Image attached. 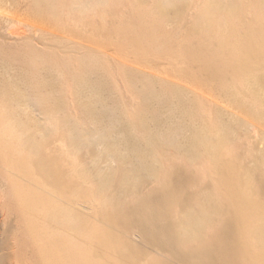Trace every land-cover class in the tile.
Listing matches in <instances>:
<instances>
[{
    "label": "bare ground",
    "instance_id": "obj_1",
    "mask_svg": "<svg viewBox=\"0 0 264 264\" xmlns=\"http://www.w3.org/2000/svg\"><path fill=\"white\" fill-rule=\"evenodd\" d=\"M48 1L33 0L32 3H34L35 14L40 18L47 17L50 21L54 18H51L50 14L52 15L55 9L57 7L60 9L62 5L59 7L60 4L58 3L59 6L52 8V4L49 5L50 2L48 3ZM109 1L80 0L79 3L80 6L85 5V7L90 6V8L91 6L92 8L100 6L101 8L110 3ZM256 3L260 8V15H257L262 18L261 20L256 19L257 23H252L250 29L240 28L238 26L239 20L236 22V17L241 13L239 11H242V9L238 11L241 6L238 0H208L205 4L203 3L204 6L199 12L202 20L205 17L209 18L210 22L207 23L209 30L213 23L218 26L219 35L216 44L229 53L234 54L231 60L226 61L231 69L232 77L237 78L238 70L243 73V69L250 68L248 72L247 69L245 70L244 78L241 77L243 78V87H237L234 84L226 86L224 82H221L223 84L222 93L229 96L228 99L234 108L245 112L254 121L259 120L262 122L264 121V0H257ZM182 4L177 3L175 5L171 0H161L155 6L156 12L153 11L152 15H149L150 28L154 31L159 27V23L162 20L168 19L171 23V21L178 18L177 15L183 7ZM85 7L81 11L84 12ZM237 12H239V15L237 14L236 16ZM60 13L57 14L60 15ZM95 14L98 13L96 12ZM59 18L61 19V17ZM199 21L201 23V19L197 20L198 23ZM172 24H174V21ZM136 25H139V23ZM125 28L127 29V27ZM198 28L200 27L198 26ZM193 30H190V34ZM129 34L132 38L131 35L133 33L129 32ZM134 34L133 39L136 40V44L138 46L142 45L140 49L155 47L157 42L160 41L162 42L161 49L163 50V48L167 49L169 42H171L169 36L158 32L152 33V36L148 35L147 38L144 37L143 41L141 37L144 34L141 31L137 34L134 32ZM154 37L156 38L152 40ZM155 48L160 50V47ZM194 48H197V46L191 47L189 54L195 55L198 52V55L203 56L201 51ZM34 51L23 61L28 72L24 71L26 73L23 75H20V73L19 75L14 74L13 76L11 75L12 77L9 76V78L4 77L2 74L5 69H7V72L9 71L7 66L13 62L17 54L0 53H4L0 55V111L3 110L5 112L3 118H5L4 122L6 123L0 122V132L6 133L5 138L0 136V162L11 170L17 178L11 180L8 194H11V197L13 196L26 217L27 238L34 245V251L40 264H264V199L257 191L254 178L244 176L243 172H241L242 170L240 171L234 163L232 156H229V154L232 155V151L229 152L225 144L229 140L232 141L233 138H230V135L233 132L227 122L223 120V122L220 121L221 123L217 122L215 124L202 122L204 119H199L198 117L200 105L197 98L186 99L182 95L184 93L169 91L170 88H168L167 92L165 91L164 95H161L158 92L149 91V88L147 89L149 83L147 82L148 85L146 86L145 83L146 88L143 90L146 96L145 100L148 99L147 102L149 100L151 102L156 101L152 99H157L158 105L156 102L154 103L157 105H155L156 108H151L153 111L147 108L144 114H140V117L137 116V121H131L132 119L127 120L128 122L126 123L121 121V125L117 123L120 119L114 118L119 112L114 113L111 123L115 122L122 126V129L120 128L119 130L123 140L116 138V141H108L109 138H106V136L108 137L110 128L107 127V134L105 132L102 136L103 143L101 145L96 144L100 145V147L98 146L99 148H97L96 146L93 150H86L89 155L93 154V151H97V154L91 155L94 162L98 163L99 161L102 162L101 160H105L115 162L117 166L101 171V169L95 167L96 165L91 170V168L87 169L81 163L76 174L86 186L90 182L94 186L93 191L92 189L88 190L89 187L81 190L79 186H70L57 162L48 165V158L42 153L43 145L41 146V143H37L35 137H33L35 133L33 128L35 127H32L29 122L25 121L26 119L23 120L17 114V109L22 106L30 108L28 100L35 98L34 101L33 99L31 100L35 102L33 103L34 106L37 109L39 108V111L40 109L47 111L48 117L52 119L48 118L52 127L56 123L54 116L56 111H54V108L57 110V106L60 103V101L59 103L57 101L60 100L58 95L61 94V89L59 92L57 85L59 83L60 85L61 83L65 84V80L67 81L66 78L65 80H60V74L64 75L63 70L65 71V69L60 67L58 69L51 61L50 63L53 66H46V70L44 72L41 71L42 73H56L57 77L52 78L51 81L53 83H50L51 81H47L50 79L48 77V79H45L38 71L39 68L41 70L45 69L43 67L45 62L43 66L40 63L43 64L42 62L47 60H45L44 55ZM229 53L227 56H230ZM139 54L141 53L139 52ZM92 56L94 55H89L82 62H86V67L89 64H98V58ZM195 59L197 60V58ZM200 59L202 61V58ZM198 61L201 63L199 58ZM2 65L3 67H1ZM78 67H82V65L77 66V70H80L81 68L78 69ZM68 68L66 69L68 70ZM89 68H85L87 75H89L87 73ZM67 70L64 73H69L71 69L68 72ZM74 70L76 75L70 77L71 79L74 78L75 81L74 91L76 94L73 92V95L75 94L78 97L80 89H84L82 91L86 93L90 90L91 94H95L99 87L93 89L94 86H88L90 84L87 83V80L86 83L89 88L84 85V82V86L80 83L81 80L85 79V76L83 77L85 74L82 72L84 69L79 71V73L82 72L80 74H77L76 69ZM206 76L208 77L207 81L209 79L213 81L214 77L211 75V71H208ZM216 79L221 80L218 77ZM57 80L60 82L58 83ZM104 81L98 80L101 84H97L102 86V83H104L107 85L106 81ZM196 81L199 80L196 79ZM164 88L166 87L163 86ZM41 89H45V91ZM63 90L65 91V89ZM99 90L101 91L102 89L100 88ZM51 91H53L52 98H54V93L55 97H57L53 103L51 102L52 100H49ZM56 93H58L57 96ZM101 94H97V97ZM63 96L61 97L63 98ZM95 96L91 95V98L94 99ZM87 98L89 99V97ZM89 100L86 101L89 102ZM48 101L51 103L48 104ZM115 105L117 104L114 103L113 106ZM60 106L59 111L57 110L56 112L57 115L65 105L61 109ZM66 107L64 108L65 110H67ZM93 107L95 106L93 105ZM84 108L88 109L96 123L102 120L101 118V120H98L99 117L94 113L96 109L93 108L94 110L92 111L90 103H87ZM101 108L104 110L105 107L101 106ZM108 108L107 110H109ZM160 108L165 112H170L167 116L170 121L174 118V115H171L174 112L181 115V119H177L178 122L173 123V127H166L163 131L158 130V128L156 130L153 129L156 126L148 129L145 124L149 120L150 113L156 114ZM113 109L111 110L113 111ZM61 112L62 114L64 113L63 111ZM86 116H89V114ZM156 118V115L151 118L154 125L158 121ZM57 119L59 120V117ZM59 121L61 122V119ZM64 121L66 119H63ZM101 122L98 123L100 125L96 124V126L100 127ZM92 123L91 126H93ZM240 125L242 126L243 124L240 123ZM105 128L101 127V130L97 132L99 136H101L100 134L103 130L105 131ZM76 136H74L75 138H70L71 140L69 141L66 140V142H69L68 145L70 148L72 147V150L74 149L75 152H78L83 147L79 140H76ZM125 139L131 140V143L128 144ZM120 145L124 149L122 153L117 150ZM164 146L173 148L174 152L170 151L168 153L166 151L168 148L165 149L166 147L164 148ZM167 154H174V158L177 157L180 162L183 161L184 166H182L187 168V171L180 170L176 172L175 170L173 172L171 169L173 177H170L171 172L165 166V161L168 160L167 157L169 158ZM197 160H203V162L201 161L202 163H209V167L212 166V168L210 167L212 169L210 175L214 177V181L211 180L210 188H201L200 193H197L194 197L193 195L184 194L183 191L194 181V172L192 173V170L197 165ZM263 162L264 154H262L258 163L263 165ZM148 181H155L158 185L152 193L145 195L144 189H141L140 186L142 187ZM256 182L259 183V186L262 183L257 180ZM139 188L144 191V195L140 196L142 193H139L138 197H135ZM81 195H84V202L90 205V207L84 206L87 212L91 206L92 208L94 207L90 204V201L92 203L93 200L99 201L97 203L99 208L97 207L94 213L97 217V220H95V222H98L97 224L90 220L88 213L87 215L76 209L75 205L84 200L79 199ZM132 197L133 199H131ZM93 204L96 205L95 203ZM94 214L93 217L95 218ZM132 232L139 238L141 245L134 244L128 240L130 239L128 236ZM147 247L156 249L162 256L160 253H158V256L154 253L156 257L151 254L153 258L147 257L149 254L146 255L147 251L146 249L144 250Z\"/></svg>",
    "mask_w": 264,
    "mask_h": 264
},
{
    "label": "rangeland",
    "instance_id": "obj_2",
    "mask_svg": "<svg viewBox=\"0 0 264 264\" xmlns=\"http://www.w3.org/2000/svg\"><path fill=\"white\" fill-rule=\"evenodd\" d=\"M32 1L33 0L0 1V53L5 52L17 54L15 55L16 58L13 60V62L10 63L9 66H7V68L9 67V73L7 72V69H5L6 71L4 70V73L2 75L6 78H9V76L12 77L14 74L19 75L20 73V75H23L24 73H26L24 71H27L28 69L26 65H24L23 61L34 50L38 51L41 55H44L45 60H47L43 61V64L40 63V65L43 66L45 62V65L43 66L45 67V69L41 70V68H39L38 70L41 76L43 75L45 79H50L47 81L50 82L52 78L57 77L55 72H41H44L46 70V66H53L50 63L51 61L54 66H57V68L60 67L61 69H65V71L63 70L64 75H62V73L60 74V80H65L66 78L67 81L65 80V84L61 83L60 85V81H58V79L57 81L59 84L57 83V88L59 87V92L61 89V94L63 93L64 96L61 94L60 95L63 96L64 100L66 101H64L63 98L58 95V93H56V96L58 95L60 98V100H57L58 103L60 101L59 105L57 106V110L59 109L60 105V109L65 105L61 111L64 112V108L66 106L67 110H65L63 114L61 111L58 112V115L61 114L60 116H58L56 113L57 110H55L56 108H54V111H56L54 112L56 123L53 125L55 127L51 126L52 124L49 120L51 118L48 117L46 113L47 111L42 109H40L39 111V108L37 109V107L34 106L33 103L35 102L33 101L35 98H31L30 100H28L30 104L27 102L30 108L22 106L20 107V109H17V114L18 116H21L23 120L26 119L25 121L29 122L32 127H35L33 128L35 130L33 137H35V141L37 143H41V146L43 145L42 153L48 158V165L57 162L59 164L57 165L62 169L67 182L69 181L68 184L70 186H79L81 190H85L89 187L88 190L92 189L93 191L94 186H92L90 182H88L86 186V184H84L76 174L79 166H81V163L87 169L91 168V170L96 165L95 167H98L99 169H101V171L106 170V168H115L117 166L115 162H108L105 160H101L102 162L99 161L98 163L94 162L92 159L93 156L91 155L97 154V151H93V154L89 155L87 154L88 152L86 150H93L96 148V146L97 148L100 147V145L103 143V134L105 132V134H107V127L110 128L108 137L106 136V138H109L108 141H116L119 138L123 140L121 131L119 130L122 127L120 126L121 121L122 123H126L128 122L127 120L130 119H132L131 121H137V116L140 117V114H144L147 108L151 111H153V109L151 108H156V106L158 105L156 102L157 99H152L156 101L151 102L150 100L147 102L148 99L145 100L146 96L144 95L143 90L146 88L145 83L146 86L149 83L147 89L149 88V91H155L160 93L161 95H164V93L167 92L168 88H170L169 91H177L181 94L184 93L182 95H184L186 99L197 98L200 105V112H198V117L199 119H204L202 120V122L215 124L217 122L221 123L224 121L227 122L229 126H231L233 133H230V138L233 139L232 141L229 140L225 144V147H228L229 152L232 151V155L229 154V156H232V159H234V163L240 171L242 170L241 172H243L244 176H246L247 178H254V181L257 185V191L264 199V164L259 165L258 163L262 154H264V121H254L245 112L234 108L228 99L229 96H226L224 93H222L223 84H221V82H224V85L226 86H232L234 84V86L237 85V87H243L242 82L244 74L246 73L245 70L247 69L248 72L250 71V68L243 69V73L238 70L237 78L232 77V74L230 73L231 69L227 65L228 62L226 63V61L231 60L234 57V54L229 53L228 51L222 49L218 44H216L219 35L218 26L213 23L211 29L209 30V26L207 24L210 22L209 18L204 16L206 19L204 18V20H202V18L200 17V12L203 8L202 6H204L205 2H208V0H171L175 3V5L177 3H183L182 9L177 15L178 18L173 20L174 24H172L173 21H171L170 23V20L168 19L162 20V22L159 23V27L154 31L149 26V15H152L153 11L156 12L155 6L159 4L161 0H110V3H108L109 5L106 4L101 8L100 6L93 8L91 6V8L95 12L90 8V6H80V0H62V2L61 0H59V2L58 0H49L48 3L50 2L49 5L52 4V8H54V6L56 8L57 5L59 6V4V7H61L62 5L60 9L58 7L57 9H55L56 12L54 11V15L50 14V16H52L51 18L54 17L53 19L50 18V21L47 17L40 18L35 14L34 3H32ZM138 1L141 3L139 4ZM238 1L241 4L238 11L241 9L242 11H239L241 12L240 15L239 12L236 13V16L237 14L239 15L238 17H236V22H238L237 20H239L238 26L240 28L250 29L252 23H257L256 19L261 20L262 18L261 16H259L260 8L256 3L257 0ZM84 7L87 10L85 9L83 12L81 10L84 9ZM3 8L4 10H2ZM96 12L98 14H95ZM57 13H60V15ZM59 17H61V19ZM198 19H201V23L200 21L199 23L197 22ZM138 23L139 25H136ZM197 25L200 28H198ZM125 27H127V29L129 28L128 31L131 34L133 33L131 35L132 38L130 37V34L128 35L129 32ZM136 30L138 32L141 31L142 34H144V36L142 35L143 37H141L142 41L144 37L147 38L148 35L152 36V33L158 32L169 36V40H171V42H169L170 44L169 46H167L168 48H163V50L161 49L162 42L160 41H158L155 45V47H160V50L158 48H155L154 46L151 48L146 47V49H140V46L142 45L138 46L136 44V40L133 39V35H135L134 32H136V34L138 33ZM190 30H193L191 31V34ZM240 30L242 31V29ZM155 38L156 37L152 38V40H154ZM131 42L133 43V45ZM195 46H197V48L194 49H198L199 51H201V53H203V56H200V54L198 55V52L196 53L197 56H195L196 54H189L191 47ZM139 52L141 54H139ZM186 53H188L189 55ZM228 53L230 56H227ZM89 55H94L92 57L98 58V64L100 65V68L98 64H89V66L87 63L88 67H86V62L82 63L84 59H87L86 57H88ZM194 57L197 58V60ZM198 58L200 61V58H202L201 63L198 61ZM53 61L57 64H55ZM78 62H80L81 64ZM81 65L85 70L84 72L82 67H78V69L81 68L80 70H83L82 72L85 74L83 75V77L85 76V79H80V83H82V86H87L88 84H90L88 86H94L93 89H95L96 87L99 88L95 92V94H91L90 90H86L87 88H89L87 86L85 90L88 92L86 93L85 91H82L84 89H80V93L78 92L77 97V95H75L76 92L74 91V78L71 79L70 77L76 75V71L74 69L77 70V66ZM1 67H3V65ZM66 68H68V70L71 69L69 70V73H64L67 70ZM85 68H89V70L87 69V73L89 75L86 74ZM92 69L94 72L91 71ZM80 70H77V74ZM208 71H211V75H213L214 77L213 81L211 79L207 81L208 77L206 76V74L208 73ZM50 73L51 75L49 76ZM204 75L206 76V79ZM86 76H88L89 78H86ZM217 77L221 80L216 79ZM196 79L199 81H196ZM86 80L88 84L86 83ZM98 80H105L106 82H104L107 83V85L102 83L101 86V82H98ZM50 83H53V81H51ZM163 86H165L167 89H163ZM100 88L102 89L101 91L99 90ZM160 88H162V90L164 91L162 92ZM63 89H65L66 92ZM105 89L107 93L105 92ZM41 90L45 91V89ZM56 90L54 91L56 92ZM73 92H75L74 95ZM81 92L84 93L81 94ZM52 93L53 91H51V98ZM100 93H102V96L99 95L98 97L100 98L98 99L97 94ZM85 95L91 100H89ZM91 95L96 96L95 98L93 97L94 99H92ZM53 96L54 98H49V100H52V103L54 102L55 98H57L55 97V93ZM83 97H85L86 99ZM32 99L33 101H31ZM86 100H89V102H87ZM91 101L95 103H92ZM51 102L48 101V104H50ZM155 102L157 105L154 104ZM87 103H90L92 111L94 110L93 108L96 109L94 110V113L99 117L98 120L102 119V122H98H101L100 127L96 126V124L98 123L95 122L94 118H92V116L88 112L89 107H87L88 109L84 108ZM114 103L117 105L113 106ZM93 105L95 107H93ZM101 106L105 107L104 110L103 108H101ZM107 107H109V110H107ZM113 108H115L116 110ZM117 108L119 109V111H117ZM97 109L100 111V113ZM111 109H113V111ZM42 111H44L45 113ZM159 111H157L158 113L156 114L150 113L149 120L145 124L147 125L146 127L148 129H152L154 126H156L153 129L156 130V128H158V130L160 129V131H163L166 127H173L177 119H181V115L177 113L175 114L174 112L173 114L171 113V115H174V118H172V121H170L169 118H167V116L170 114L169 111L165 112L161 108ZM118 112L119 114L115 115L114 118L118 120L120 119V121L117 122L120 125L115 122L111 123L114 113L116 114ZM84 113L86 115L89 114V116H86ZM4 115L5 112L3 110L0 111V122L6 124L4 122L5 118H3ZM155 115L157 117L156 119H158V125H154V122L151 119L152 117H155ZM58 117L59 120L61 119V122L57 119ZM63 119H66V121H64L65 123L63 122ZM78 122L81 123L80 125L82 126H80ZM91 122H93V126H91ZM240 123L243 125L241 126ZM94 127H96V132ZM101 127H106L107 129L105 128V131L103 130V132H101L100 134L101 136H99L97 132L101 130ZM71 130L73 131V133H75L73 134ZM81 133H83V135H81ZM87 133L90 135H88ZM72 134L74 136L78 134L76 136V140H79L83 147L78 152H75L74 149L72 150V147L70 148V146L68 145L69 142H66V140H71L72 137L75 138ZM0 136L5 138L6 133H4L3 131L0 132ZM129 139H125L127 140L125 142H128V144L131 143V140ZM164 148H168L166 150L168 151V153H170V151L174 152L173 148H169V146H164ZM117 150H119L121 153L124 152V149H122L121 145L117 148ZM168 155L169 158L167 157L168 160L165 161V166L169 169V172H171L170 177H173L171 169L173 170V172L175 170L176 172L180 170L187 171V168H183V161L180 162V159H177V157L174 158V154H167V156ZM201 161L203 162V160ZM201 161H198L197 165H195L194 169L192 170V173L194 172V184L190 182L192 184L184 189V194L190 196L193 195L195 197L197 193H200L201 188H210L211 180H213L214 178L212 177V175H210L212 166H210V168L209 163H202ZM2 166V162H0V264H40L34 251V245L30 243L27 238L28 230L26 217L23 214L21 208L17 205L13 196L11 197V194H8V192L10 191L9 186L11 180L17 178L11 170L7 169L6 166H3L5 168H3ZM92 179L94 180L95 178ZM255 179L259 182H262L260 186ZM157 185L158 184L155 181H148L144 183L143 186L145 187L140 186V188L144 189L145 193L139 188L141 192L138 190V192L135 194V197H138L139 193H142L140 194V196L144 194L148 195L150 194V192L152 193V191L157 188ZM83 196L81 195L82 198L80 197L79 199H84ZM131 199H133V197ZM84 201L85 199L81 200L79 202L80 204H77L78 206L75 205L76 209L84 214L88 213V217H90V220H93L95 222V220H97V217L94 213L95 209L97 207L99 208V204H97L99 203V201L93 200V203H95L96 205H94L90 201V204H92L94 207L92 208L91 206L88 212L85 210L84 206L90 207V205ZM90 210L92 211L91 213ZM92 213L95 215V218L93 217ZM91 217H93L94 219ZM97 223L98 222L96 221L95 224ZM128 238L131 239H128L130 242L141 245V241L133 232L129 234ZM145 249L147 251H145L146 255L151 254L153 257H156L155 254H157L158 256V253H160L157 252L156 249H153L151 247L144 248V250ZM149 255L147 257L153 258L151 255ZM160 255L162 256L161 253Z\"/></svg>",
    "mask_w": 264,
    "mask_h": 264
}]
</instances>
